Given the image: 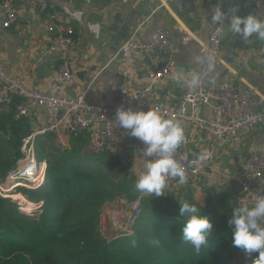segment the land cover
<instances>
[{"label":"crops","instance_id":"obj_1","mask_svg":"<svg viewBox=\"0 0 264 264\" xmlns=\"http://www.w3.org/2000/svg\"><path fill=\"white\" fill-rule=\"evenodd\" d=\"M236 1L244 13L252 10L258 14L264 12V8L252 7L249 0ZM48 2L65 15L62 27L74 30V41L66 54L72 77L62 89L68 97L82 96L89 102L111 103L110 88L113 84L124 85L126 79L123 72L126 68L134 72L130 81L132 88L140 89L148 85L149 74L161 66V56L142 54L126 60L120 53V47L130 36L147 40L158 30H165L175 46L177 74L161 78L153 85L154 99L158 104L174 107L185 82L194 79L203 89L215 93L223 83L232 82L238 92L249 99L253 109L261 108L262 103L264 105V40L255 35L244 40L230 32L221 40L220 59L214 70L204 77L199 75L200 49L207 39V23L216 0H193L194 11L191 13L172 0ZM14 4L18 11L17 20L10 27H3L4 18L0 11V65L11 75L19 77L27 87L51 91V82L60 60L48 48L54 35L48 30L53 23L49 10L31 7L26 0H14ZM184 34L189 36L186 41L182 39ZM1 107L6 109L7 105ZM199 115L208 118L210 105L202 104ZM46 120V111L42 107L34 108L25 115L31 133L46 127ZM177 120L190 139L191 153H197L204 145L213 153L212 164L197 180L189 183L191 187L199 197L201 192L212 188L223 191L236 206L240 180L248 178L241 171L242 166L252 153L259 154L264 150V123L244 129L232 137L218 138L195 120ZM49 134L37 136L50 139V147L68 152L72 149L71 134L66 129ZM142 148L139 139L119 128L111 149L101 152L100 160L106 162L108 168L113 165L114 171H118L117 166H122L127 178L136 182L144 170ZM80 152L81 155L90 152L89 145ZM40 163L45 169V161ZM251 184L259 192L264 190V178L251 179Z\"/></svg>","mask_w":264,"mask_h":264},{"label":"trees","instance_id":"obj_2","mask_svg":"<svg viewBox=\"0 0 264 264\" xmlns=\"http://www.w3.org/2000/svg\"><path fill=\"white\" fill-rule=\"evenodd\" d=\"M19 100L0 110V146L9 148L8 156L0 157V181L23 156L19 132L27 123L25 116L14 118ZM71 138L69 152L50 147L48 138L35 140L37 160L46 163L43 182L19 186L16 192L38 213H21L15 208L18 199L0 195V264H229L233 251H241L232 245L228 224L233 200L214 188L199 197L189 183L160 196L144 193L133 232L102 237L98 225L105 205L121 197L136 199L141 192L123 168L114 182L112 172L100 166L101 153L81 155L90 142L89 130ZM93 162L100 167H92ZM178 200L195 203L212 223L210 246L199 255L181 239L184 218L178 215Z\"/></svg>","mask_w":264,"mask_h":264},{"label":"built area","instance_id":"obj_3","mask_svg":"<svg viewBox=\"0 0 264 264\" xmlns=\"http://www.w3.org/2000/svg\"><path fill=\"white\" fill-rule=\"evenodd\" d=\"M249 2L255 9L264 8V0H249ZM26 3L31 7L49 10L53 23L48 30L54 35L50 39L48 48L59 56L60 63L51 82V91L27 87L19 77L11 75L0 65V107L9 105L14 98H19L14 111L15 119H20L37 107L44 108L47 115L46 127L21 139L20 150L23 156L17 161V166L9 171L6 178L22 180L24 181L22 185L27 187L38 186L43 182L44 167L37 160L35 152L36 136L40 134L58 133L66 129L70 134L79 135L89 130V149L92 154L97 155L110 150L120 128L114 115L116 108L121 104L134 109H154L166 118L195 120L202 128L218 138L232 137L244 129L264 123L263 103L261 108L253 109L249 99L240 94L232 82L223 83L219 91L215 93L204 92L200 83H196L193 87L194 79H189L179 93L174 107L158 104L154 99L153 85L161 78L173 77L177 74L174 59L175 46L165 30H158L147 40H137L130 36L120 47V53L126 60L142 54L161 56V66L149 74L148 85L140 89L132 88L130 81L134 77V72L126 68L123 72L126 79L124 85L113 84L110 88L111 103L89 102L82 96H66L62 89L72 77L71 64L66 54L74 41V30L70 27H62L65 23V15L50 5L48 0H26ZM0 11L4 18L3 27H10L17 20L18 11L14 0H0ZM221 32L222 23H215L210 19L207 23V39L200 49L202 55L199 67L200 77L208 75L219 62ZM182 39L186 41L189 36L184 34ZM212 100H214L213 103ZM202 104L210 105L208 118L199 115V107ZM189 148L190 139L184 135L183 142L174 154L185 168L187 183L197 180L213 162V153L207 145L202 146L197 153H191ZM201 156L204 158L200 159ZM122 168L117 166L116 170ZM241 171L248 178L240 180V196L236 207L243 204L251 205L259 192L251 184V179L264 178V150L259 154L252 153L245 160ZM32 178L36 179L35 182L30 181ZM178 185H180L178 178L170 177L165 190H173ZM0 195L5 196L1 192ZM143 195L142 192L139 194L135 208L122 223L120 231L124 235L133 232Z\"/></svg>","mask_w":264,"mask_h":264},{"label":"clouds","instance_id":"obj_4","mask_svg":"<svg viewBox=\"0 0 264 264\" xmlns=\"http://www.w3.org/2000/svg\"><path fill=\"white\" fill-rule=\"evenodd\" d=\"M227 0H216L211 10V21L227 23L231 33L247 40L255 35L264 40V12L255 10L244 13L238 6L231 4L225 8ZM196 86V81L192 82ZM114 119L118 126L131 137L139 139L145 157L144 170L140 173L135 188L151 196L165 194L167 181L178 178L179 184L188 182L184 166L175 158V152L184 140V127L175 118H166L154 109L125 107L116 108ZM204 157L201 156L200 159ZM179 201V217L184 218L181 239L192 246L199 255L202 249L209 248V236L213 232L212 223L202 209L187 200ZM232 228V245L241 249L247 258L258 253L250 264H264V190L257 193L254 202L232 208L228 219Z\"/></svg>","mask_w":264,"mask_h":264},{"label":"rangeland","instance_id":"obj_5","mask_svg":"<svg viewBox=\"0 0 264 264\" xmlns=\"http://www.w3.org/2000/svg\"><path fill=\"white\" fill-rule=\"evenodd\" d=\"M1 108H3V107H1ZM1 108H0V110H1ZM3 109H5V108H3ZM106 152H108V151H106ZM8 154H9V148L7 146L4 147L3 145L0 146V157L2 159H4L5 157L8 156ZM101 164H102V165H100L101 167L107 166L106 162H104V163L101 162ZM91 166L97 167L99 165L96 162H93V163H91ZM112 168H113V165H109V168L107 166L106 172H108V171L112 172L111 178H113L114 182H117V180L119 178L117 176L118 173L116 171H114V169L112 170ZM23 182L24 181L17 180L16 178H5L4 180L0 181V192L5 196H9V195L15 193L19 186H23L22 185ZM19 183H21V184H19ZM16 194H17L16 196L21 195L20 193H16ZM22 197H24V196H22ZM27 201L29 203H32L29 200H27ZM136 203H137V198L132 199V200H128L127 197H121V198H119V201L117 203L108 204V206L106 208H104V210L100 216V221H99V225H98V232L100 233V235L106 239H110L111 236L115 232L119 233L120 236L124 235V233H121V231H120L122 223L124 220H126L127 216H129L132 213V210L135 208ZM15 208H16V210L20 211L21 213L30 212L28 214H35V213H38V211H39L38 207L36 208V206L32 205V207H30V208L28 207V209H31V210L25 212L23 210L27 209V207H25L23 204H21V202H17ZM233 252H235V255L231 256L229 264H245L246 258H245L244 252L242 250L241 251H233ZM253 259H254L253 255L251 257L247 258L249 264H250L251 260H253Z\"/></svg>","mask_w":264,"mask_h":264},{"label":"water","instance_id":"obj_6","mask_svg":"<svg viewBox=\"0 0 264 264\" xmlns=\"http://www.w3.org/2000/svg\"><path fill=\"white\" fill-rule=\"evenodd\" d=\"M172 1L174 3H178L179 6H184V8L190 13L194 11L193 0H172ZM231 4H234L235 6L239 7V4L237 3L236 0H227V2L225 3L224 7L227 8ZM229 33H230V31L228 30L227 23L226 22L222 23V32H221V35H220V39L222 40L223 38L227 37L229 35ZM206 91L207 90L204 89V92H206ZM30 134H31V131H30L29 127L27 125H23L21 130H20V132H19L20 138L24 139L27 136H29ZM238 171H240V166L239 165H238ZM11 197L12 198H17V197H13V196H11Z\"/></svg>","mask_w":264,"mask_h":264},{"label":"bare ground","instance_id":"obj_7","mask_svg":"<svg viewBox=\"0 0 264 264\" xmlns=\"http://www.w3.org/2000/svg\"><path fill=\"white\" fill-rule=\"evenodd\" d=\"M26 174V173H25ZM35 178H32V179H30V181L31 182H35ZM17 192H15V193H13L11 196H13V197H17V199L18 200H20V202L25 206V207H27V209H25V210H23V211H30L31 209H28V207L30 208V207H32V205H34V203H29L24 197H22L23 195L21 194L20 196H16L17 194H16ZM26 213H30V212H26Z\"/></svg>","mask_w":264,"mask_h":264}]
</instances>
